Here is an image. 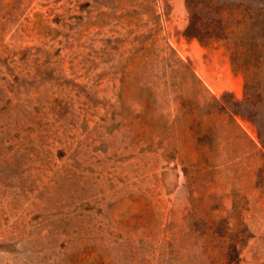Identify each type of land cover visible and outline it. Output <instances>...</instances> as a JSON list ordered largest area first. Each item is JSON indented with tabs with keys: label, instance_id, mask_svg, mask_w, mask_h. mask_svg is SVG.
Here are the masks:
<instances>
[{
	"label": "rangeland",
	"instance_id": "374dc122",
	"mask_svg": "<svg viewBox=\"0 0 264 264\" xmlns=\"http://www.w3.org/2000/svg\"><path fill=\"white\" fill-rule=\"evenodd\" d=\"M208 2L0 0V264H264V59L192 25L264 0Z\"/></svg>",
	"mask_w": 264,
	"mask_h": 264
},
{
	"label": "trees",
	"instance_id": "16d2710c",
	"mask_svg": "<svg viewBox=\"0 0 264 264\" xmlns=\"http://www.w3.org/2000/svg\"><path fill=\"white\" fill-rule=\"evenodd\" d=\"M213 0H209L208 5ZM211 13L201 23L197 20L192 25L203 27V34L194 36L201 45L203 41L222 43V47L229 53L231 65L235 72L244 76L246 86L248 84L258 85V76L262 60L264 59V43L262 33L264 28L259 26L263 18L261 8H253L249 4H221L219 6L207 7ZM203 35V36H202ZM247 89V88H246ZM249 89V88H248ZM255 96H247L246 102H251ZM264 148V144H262Z\"/></svg>",
	"mask_w": 264,
	"mask_h": 264
}]
</instances>
